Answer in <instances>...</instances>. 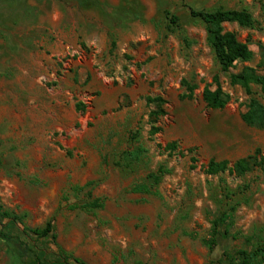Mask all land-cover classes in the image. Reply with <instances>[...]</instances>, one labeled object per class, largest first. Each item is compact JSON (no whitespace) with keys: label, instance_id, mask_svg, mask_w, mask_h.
Wrapping results in <instances>:
<instances>
[{"label":"rangeland","instance_id":"1","mask_svg":"<svg viewBox=\"0 0 264 264\" xmlns=\"http://www.w3.org/2000/svg\"><path fill=\"white\" fill-rule=\"evenodd\" d=\"M262 2L0 0V211L19 217L10 228L0 217V264H37L29 246L51 260L60 247L86 264H218L225 252L236 259L264 245V127L242 121L249 96L229 81L246 67L264 74ZM188 7L250 12L252 25L222 26L252 59L222 71ZM215 74L230 95L217 110L201 98ZM183 78L196 85L191 99L181 98ZM147 96L166 101L153 135ZM171 141L178 149L164 150ZM137 148L138 158L125 154ZM256 150L262 164L242 176L205 172L211 158L232 165ZM160 166L151 192L132 189L151 185ZM95 200L100 207L81 208ZM49 219L53 242L23 232Z\"/></svg>","mask_w":264,"mask_h":264},{"label":"trees","instance_id":"2","mask_svg":"<svg viewBox=\"0 0 264 264\" xmlns=\"http://www.w3.org/2000/svg\"><path fill=\"white\" fill-rule=\"evenodd\" d=\"M261 7L264 10V2L261 3ZM189 14L193 18L199 19L205 29L206 42L210 47V50L214 56L215 61L222 71H228L229 68L233 67L238 61H250L253 57V52L250 50L248 45L244 42L238 40L236 34L232 31H225L222 24L226 22H235L240 26H250L253 24L254 20L250 12L246 9H225V8H215L212 10L204 9H194L188 7ZM165 17L169 20L171 25H178L179 19L176 15L172 14L169 10H164ZM184 42H188L186 37H183ZM116 43L114 40L110 42V52L115 49ZM263 56L261 61V66L264 67V48ZM229 81L231 84H239L246 95L249 96L247 103L245 104V111L241 114L242 121L249 126L264 127V103L253 96V91L251 84L257 85L262 92H264V74L257 73L253 68L246 67L239 73H233L229 76ZM181 86H183L184 91L181 94V98L191 99L194 95V90L196 85L183 78L180 81ZM202 101L210 109H223L230 100V95L225 92L221 86L219 77L217 74L213 75L210 84L204 86L201 92ZM146 101L148 104H156L157 108L153 109L149 113L151 127L149 134L153 135L160 132L161 127L155 125L159 117L165 114L164 109L161 107L166 101L161 96H147ZM79 108L82 104L77 105ZM178 149L176 141L168 142L164 146L166 151H175ZM194 149H187V152L192 153ZM141 149L137 148L133 151H126L125 154L130 159H135L140 156ZM182 153V152H181ZM259 150H256L253 155H248L246 157L238 158L232 165L229 161L216 160L211 158L206 164L205 172L209 175H217L229 171L230 173H235L238 176H242L255 167L260 166L263 162V157H259ZM196 157L191 156L190 161L192 164L196 162ZM0 164H2V158L0 156ZM194 166V165H192ZM167 169L160 166L156 172L148 174L147 178L150 180V184L139 183L133 186V190L140 193L151 192L152 184H158L162 176L166 173ZM227 191V190H226ZM230 196V192L227 191ZM75 206V205H74ZM101 203L98 200L93 202L85 203L81 208H94L100 207ZM0 217L7 218L10 221L9 228L19 219V217L8 210L0 211ZM217 221L213 222L212 237L209 241V249L215 245L220 232L217 230ZM8 231V230H7ZM53 220L49 219L40 228H30L23 227V232L35 235L37 238H49L53 242L55 235ZM5 232V231H4ZM0 231L1 234H4ZM28 251L33 255L37 264H86L79 258L72 257L70 254L66 253L60 247L57 248V252L61 255L60 258L51 260L49 254L45 249H39L38 247L29 246ZM237 258L228 257L225 252L223 256L224 259L217 260L218 264H264V245L258 244L254 246L253 249H239L236 251ZM238 259V261H237Z\"/></svg>","mask_w":264,"mask_h":264}]
</instances>
